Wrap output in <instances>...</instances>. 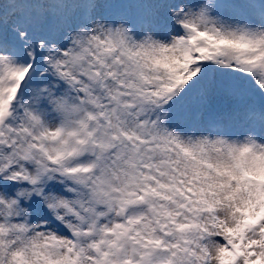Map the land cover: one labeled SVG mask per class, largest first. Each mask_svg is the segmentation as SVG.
Segmentation results:
<instances>
[{
  "label": "snow or ice",
  "instance_id": "snow-or-ice-1",
  "mask_svg": "<svg viewBox=\"0 0 264 264\" xmlns=\"http://www.w3.org/2000/svg\"><path fill=\"white\" fill-rule=\"evenodd\" d=\"M0 264H264V0H0Z\"/></svg>",
  "mask_w": 264,
  "mask_h": 264
}]
</instances>
